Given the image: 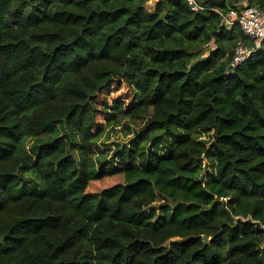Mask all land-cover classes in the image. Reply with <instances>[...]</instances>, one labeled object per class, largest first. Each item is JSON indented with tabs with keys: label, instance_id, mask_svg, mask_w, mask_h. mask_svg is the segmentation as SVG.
<instances>
[{
	"label": "trees",
	"instance_id": "1",
	"mask_svg": "<svg viewBox=\"0 0 264 264\" xmlns=\"http://www.w3.org/2000/svg\"><path fill=\"white\" fill-rule=\"evenodd\" d=\"M148 2L0 0V264H260L264 0Z\"/></svg>",
	"mask_w": 264,
	"mask_h": 264
},
{
	"label": "built area",
	"instance_id": "2",
	"mask_svg": "<svg viewBox=\"0 0 264 264\" xmlns=\"http://www.w3.org/2000/svg\"><path fill=\"white\" fill-rule=\"evenodd\" d=\"M163 0H149L148 5L152 6L154 3ZM192 12H204L206 9L202 7L197 0H183ZM222 23L231 27L236 25L239 27L243 36L251 40L254 47H259L264 39V9L246 6L236 11L229 9L224 15H221ZM251 54V49L246 46L239 45L234 51L230 69L234 70L240 66Z\"/></svg>",
	"mask_w": 264,
	"mask_h": 264
},
{
	"label": "rangeland",
	"instance_id": "3",
	"mask_svg": "<svg viewBox=\"0 0 264 264\" xmlns=\"http://www.w3.org/2000/svg\"><path fill=\"white\" fill-rule=\"evenodd\" d=\"M107 100H110L112 98H121L123 100H126L128 97V92L126 91L125 85L120 86H112V89L108 94H104ZM124 122L121 123V126ZM120 127H117L115 130H119ZM132 129L134 126H130ZM108 132V130H107ZM109 139L104 143V145H100L101 150L108 155L107 160L110 158L111 152L116 150L115 145L118 144L119 146H122L128 142L129 136H125L123 132L121 133H114L111 130H109ZM123 182L122 176H113L104 178L100 181L91 182L87 188L88 192H98L102 189L109 188L115 184H120Z\"/></svg>",
	"mask_w": 264,
	"mask_h": 264
},
{
	"label": "water",
	"instance_id": "4",
	"mask_svg": "<svg viewBox=\"0 0 264 264\" xmlns=\"http://www.w3.org/2000/svg\"><path fill=\"white\" fill-rule=\"evenodd\" d=\"M256 230H258L259 232L263 233L264 234V226H261L260 223L258 222H255L253 223ZM204 242H207L208 239L207 238H203ZM257 252L259 253V262L260 264H264V243L262 246H258L257 247Z\"/></svg>",
	"mask_w": 264,
	"mask_h": 264
}]
</instances>
